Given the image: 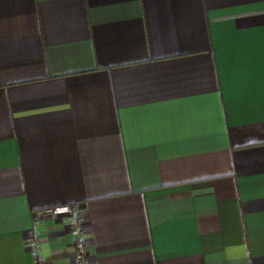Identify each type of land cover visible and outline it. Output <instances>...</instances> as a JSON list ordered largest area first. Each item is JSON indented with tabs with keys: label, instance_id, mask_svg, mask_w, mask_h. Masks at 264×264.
Segmentation results:
<instances>
[{
	"label": "crops",
	"instance_id": "0c3cea01",
	"mask_svg": "<svg viewBox=\"0 0 264 264\" xmlns=\"http://www.w3.org/2000/svg\"><path fill=\"white\" fill-rule=\"evenodd\" d=\"M33 229L47 264H264V0H0V264Z\"/></svg>",
	"mask_w": 264,
	"mask_h": 264
},
{
	"label": "built area",
	"instance_id": "2783aa9c",
	"mask_svg": "<svg viewBox=\"0 0 264 264\" xmlns=\"http://www.w3.org/2000/svg\"><path fill=\"white\" fill-rule=\"evenodd\" d=\"M75 211L74 206H60L55 208H50L44 211V213L47 214H59V213H72ZM74 230L77 235L80 234V229L82 226V221L79 219H76L74 221ZM28 242L29 244L34 247L35 250V258H36V264H47L46 260L41 256L39 251V233L37 229H33L29 236H28ZM76 262L77 264H90L89 257L87 255V252L84 248H80L79 252L76 256Z\"/></svg>",
	"mask_w": 264,
	"mask_h": 264
}]
</instances>
